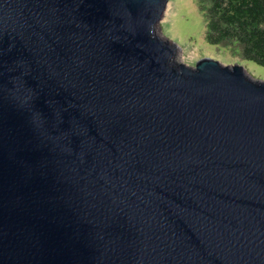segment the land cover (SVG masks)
I'll list each match as a JSON object with an SVG mask.
<instances>
[{
    "label": "water",
    "instance_id": "obj_1",
    "mask_svg": "<svg viewBox=\"0 0 264 264\" xmlns=\"http://www.w3.org/2000/svg\"><path fill=\"white\" fill-rule=\"evenodd\" d=\"M168 2L0 0V264H264V80Z\"/></svg>",
    "mask_w": 264,
    "mask_h": 264
},
{
    "label": "trees",
    "instance_id": "obj_2",
    "mask_svg": "<svg viewBox=\"0 0 264 264\" xmlns=\"http://www.w3.org/2000/svg\"><path fill=\"white\" fill-rule=\"evenodd\" d=\"M206 40L264 66V0H195Z\"/></svg>",
    "mask_w": 264,
    "mask_h": 264
},
{
    "label": "rangeland",
    "instance_id": "obj_3",
    "mask_svg": "<svg viewBox=\"0 0 264 264\" xmlns=\"http://www.w3.org/2000/svg\"><path fill=\"white\" fill-rule=\"evenodd\" d=\"M155 33L174 42L180 49L178 61L189 66L196 65L200 59L211 58L225 65L239 64L253 79L264 80V66L207 42L206 23L195 0H169Z\"/></svg>",
    "mask_w": 264,
    "mask_h": 264
}]
</instances>
